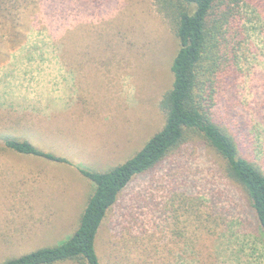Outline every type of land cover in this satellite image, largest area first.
I'll return each instance as SVG.
<instances>
[{"label": "rangeland", "instance_id": "obj_1", "mask_svg": "<svg viewBox=\"0 0 264 264\" xmlns=\"http://www.w3.org/2000/svg\"><path fill=\"white\" fill-rule=\"evenodd\" d=\"M0 0V264L79 227L95 184L165 124L179 40L155 0ZM214 112L264 166V12ZM7 135L70 163L16 152ZM223 159L197 137L120 194L102 264H264V234ZM62 264H75L66 262Z\"/></svg>", "mask_w": 264, "mask_h": 264}, {"label": "trees", "instance_id": "obj_2", "mask_svg": "<svg viewBox=\"0 0 264 264\" xmlns=\"http://www.w3.org/2000/svg\"><path fill=\"white\" fill-rule=\"evenodd\" d=\"M155 1L173 24L180 45L171 67L173 86L160 102L166 115L164 126L132 158L108 171L79 168L94 182L95 190L79 227L70 237L1 264H102L97 249L99 230L120 194L133 179L158 170L184 144L197 137L221 156L222 172L247 195L264 234V166L246 153L239 137L214 112L240 63L250 35L245 22L247 6L254 0ZM255 3L264 12V1ZM4 139L6 146L16 152L70 163L66 157L29 140L11 135Z\"/></svg>", "mask_w": 264, "mask_h": 264}]
</instances>
